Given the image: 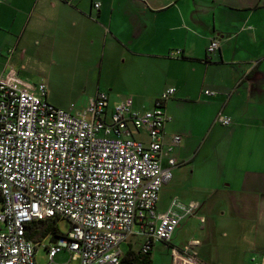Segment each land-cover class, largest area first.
I'll use <instances>...</instances> for the list:
<instances>
[{"label":"crops","instance_id":"1","mask_svg":"<svg viewBox=\"0 0 264 264\" xmlns=\"http://www.w3.org/2000/svg\"><path fill=\"white\" fill-rule=\"evenodd\" d=\"M214 38L220 46L210 53ZM30 41L29 49L52 62L85 59L86 66L77 67L82 74L100 63L91 96L107 92L111 106L127 90L134 102L148 94L136 109H152L175 87L165 138L168 145L176 135L182 139L171 156L178 165L193 162L213 141L218 182L210 199L176 193L201 209L183 220L171 243L188 227L201 236L176 247L198 241L202 264H264V0H0V76L32 82L14 67H25ZM177 49L182 55H171ZM138 81L142 95L133 89ZM219 113L232 122H219ZM138 230L126 241L135 250L144 240Z\"/></svg>","mask_w":264,"mask_h":264},{"label":"built area","instance_id":"2","mask_svg":"<svg viewBox=\"0 0 264 264\" xmlns=\"http://www.w3.org/2000/svg\"><path fill=\"white\" fill-rule=\"evenodd\" d=\"M219 46L214 38L208 52ZM171 55L181 56L182 50ZM14 79L0 76V264H39L43 240L33 236L42 221L69 224L46 246V264H72L55 261L62 250L78 254V264H120L121 244L136 226L144 237L140 250L149 253L157 242L171 243L183 220L198 214L199 202L185 204L178 197L166 210L157 209L178 165L173 145L182 139L176 135L168 145L165 138L166 104L175 87L152 109H136L128 99L111 106L104 91L86 107L65 109L47 99L45 84ZM217 120L232 122L222 113ZM196 243L189 241L181 251L194 256Z\"/></svg>","mask_w":264,"mask_h":264},{"label":"rangeland","instance_id":"3","mask_svg":"<svg viewBox=\"0 0 264 264\" xmlns=\"http://www.w3.org/2000/svg\"><path fill=\"white\" fill-rule=\"evenodd\" d=\"M32 44L33 42L30 41L28 48H26L27 54L23 61L25 67L14 65L15 69L24 73V76L31 79L33 84L44 83L46 87L48 86L50 98L60 107L70 109L73 104L78 108L85 106L92 99L91 94L98 87L101 71L100 63L96 68L90 66L91 71L89 74L86 75L85 72L82 74L77 72V67L86 66L85 59L80 60L77 64L74 62L68 63L64 60L57 63L52 62L51 59L40 56L38 48L35 51L29 49ZM18 67L20 70L17 69ZM95 73L97 74V80ZM133 89L138 92L137 94L144 93L142 82H136ZM117 95L119 96V94ZM147 95L144 98L138 96L134 102V94L125 90L122 96H119V98L117 96L116 100H112V104L115 105L120 100L128 99L133 101L134 106L140 103L141 107L142 99L149 100ZM180 161L181 163L175 169L173 168V180L162 187L158 211H163L168 207L176 193L180 197H192L193 199L201 200L211 196L215 189L218 178L213 175L215 164L213 141L210 145L206 144L203 151L200 152L193 162ZM56 224L63 232L68 231L69 224L66 220H56ZM193 234L201 236V230L193 233L191 228L183 227L178 234L177 245L174 246L168 242L157 243L153 248L152 254L154 264H202L200 258L196 255H187L176 247L183 245L188 237ZM175 235H177V232ZM41 240L43 241L37 246L36 261L39 264H46L49 261V253L46 246L52 243V235L50 234L48 238H41ZM135 242L136 240L134 239ZM121 249L126 252L129 249V244L126 242L122 243ZM212 256L214 257V255ZM55 261L78 264V254L69 250H62L55 256Z\"/></svg>","mask_w":264,"mask_h":264},{"label":"trees","instance_id":"4","mask_svg":"<svg viewBox=\"0 0 264 264\" xmlns=\"http://www.w3.org/2000/svg\"><path fill=\"white\" fill-rule=\"evenodd\" d=\"M0 199L1 196H0ZM35 233L33 237L35 239H41L48 234L52 235V239L55 240L60 235V229L56 224V220L42 221L34 225ZM120 264H153L151 252L143 253L141 250H135L129 248L123 253Z\"/></svg>","mask_w":264,"mask_h":264}]
</instances>
